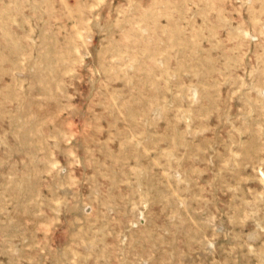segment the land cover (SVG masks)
<instances>
[{"label": "rangeland", "instance_id": "374dc122", "mask_svg": "<svg viewBox=\"0 0 264 264\" xmlns=\"http://www.w3.org/2000/svg\"><path fill=\"white\" fill-rule=\"evenodd\" d=\"M0 264H264V0H0Z\"/></svg>", "mask_w": 264, "mask_h": 264}]
</instances>
